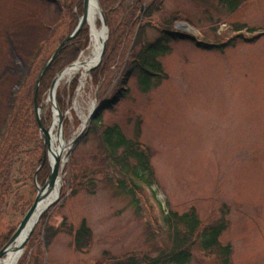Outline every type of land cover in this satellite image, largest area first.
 Returning <instances> with one entry per match:
<instances>
[{"label":"rangeland","instance_id":"374dc122","mask_svg":"<svg viewBox=\"0 0 264 264\" xmlns=\"http://www.w3.org/2000/svg\"><path fill=\"white\" fill-rule=\"evenodd\" d=\"M97 1L104 14L105 2L115 4V0ZM241 1L232 12L222 0H139L145 5L139 18H145L149 8L153 14L146 21L151 26L145 28L143 43L137 42L138 50L160 37L155 25L165 22H172L176 31L178 24L184 25L179 32L194 38L169 43V53L160 59L168 78L147 93L137 78H131L125 87L128 93L104 107L124 87L127 61L122 52L100 83L94 82L92 72L83 86L81 76L60 84L55 101L63 114L61 137L56 135L59 126L53 134L58 137L54 145L63 142L66 148L59 200L37 223L20 260L113 264L125 257H156L168 242L164 213L194 211L201 232L225 221L220 244L231 247V264H264V35L249 40L264 33V0ZM133 2L124 0L110 15L111 24L124 23ZM82 3L0 0V154L14 161L0 176V237L17 230L24 208L32 207L38 187L48 180L49 161L38 172L37 185L34 181L45 142L31 102L45 65L75 30ZM71 5L73 17L68 13ZM126 32L123 27L116 32L121 49L128 40ZM86 35L77 59L72 62L65 55L39 87L45 128L51 129L55 120L48 100L52 82L89 53L88 28ZM197 42L223 49L203 50ZM132 43L129 38L125 53L131 52ZM93 104H103L99 109L103 126L117 125L151 154L155 184L142 190L143 215L117 189V178L109 173L101 141L91 126L72 148ZM12 129L21 133L23 145L13 157L14 149H7ZM83 221L92 237L90 247L79 251L74 239ZM218 257L196 245L190 264H221Z\"/></svg>","mask_w":264,"mask_h":264},{"label":"trees","instance_id":"16d2710c","mask_svg":"<svg viewBox=\"0 0 264 264\" xmlns=\"http://www.w3.org/2000/svg\"><path fill=\"white\" fill-rule=\"evenodd\" d=\"M222 2L225 3L232 12L239 8L242 3L241 0H222ZM123 5L124 0H115L114 5L105 2L104 6V8L106 7L105 14L111 32L105 58L100 67L92 73L94 82L100 83L106 75H110L109 73L112 66L115 65L117 59L118 61L121 59L120 52L124 54V61H127L121 79L124 87L117 91L113 100L106 103L104 107L116 104L119 102L120 98L128 93V90L125 87L131 78H137L139 86L144 93L159 86L163 80L168 78L164 73L160 59L169 53V43L187 38L194 40L190 35L174 30L172 28L174 25L172 22H165L162 25H155L157 31L160 33V37L153 42L144 43L138 50L136 47L137 42L139 41L143 43L145 28L151 26L150 21L149 23L147 22L152 18L153 10L149 8L144 16L145 18L140 19L138 13L141 11L143 5L139 0H134L130 5V15L128 18H125L124 23L122 22L116 27L111 24L110 15L116 14ZM78 7L81 9L80 6ZM73 8V5L68 8V13L72 17L74 14ZM122 27L127 30L126 36L128 37V40L129 38L133 39L132 45L134 46L129 54L124 52L128 40H126L124 48L121 49L120 46L122 42L120 44L119 39H117L118 37L116 36V32H119ZM86 30L87 27L73 41L65 46L58 59L52 64L51 68L44 76L41 86H43L48 73L53 70L59 60L63 59L65 55L69 56L72 62L77 59L79 52L84 48L83 45H85L82 42L84 36H87ZM259 38L260 36H255L249 40L253 41ZM197 46L203 50H214L220 47L223 49V46L210 45L202 42H197ZM134 48H136L135 51ZM39 95H41L40 90ZM31 105H34V99L32 100ZM101 113L102 110H99L96 113L90 126L96 132L101 141L102 151L104 158H106V163L108 164L109 173L117 178V189L127 195L139 215H143L144 207L141 197L142 190L144 187L152 188L155 184L154 172L150 163L151 154L147 149L142 147L139 140L128 139L117 125L103 126ZM17 132L18 130L15 133V130L12 129L10 136L8 137L9 142L7 143H9V146H7V149H14L12 157L15 155V150H18L20 146H23L20 137L21 133L17 134ZM17 150L16 156L18 155ZM42 150L43 153L37 160L38 166H41L44 159V149ZM8 161V155L3 156L0 154V176L2 170L5 171L14 163V161ZM47 164L48 163L46 162L43 168H45ZM27 211L28 209L25 207L23 210V216ZM163 221L168 231V242L167 246L160 250L158 256H145L142 259L139 257H125L117 260L113 264H190L192 259V248L196 245H198L199 248H202L205 252H216L221 264H231V247H222L220 244V238L227 228L224 220H221L215 225L206 227L202 232L200 231L201 223L194 211H190V213L183 215L167 212L164 213ZM14 232L15 229L11 230L8 236L0 237V248L3 249ZM91 237V230L86 222L83 221L80 228L75 233L74 245L76 249L79 251L88 249L90 247ZM19 264H25V258L20 260Z\"/></svg>","mask_w":264,"mask_h":264},{"label":"water","instance_id":"95a60500","mask_svg":"<svg viewBox=\"0 0 264 264\" xmlns=\"http://www.w3.org/2000/svg\"><path fill=\"white\" fill-rule=\"evenodd\" d=\"M91 3H92V0H83V15L79 19L75 30L71 33L70 36H68L61 43V45L56 50V52L52 55V57L50 58V60L48 61V63L46 64V66L44 67L43 71L41 72V74H40V76L38 78L37 85H36V92H35V114H36V119H37V122H38V125H39V128H40V131L44 135L45 157H44V161H43L42 166L38 169V171L35 174L34 181H35L36 185H37V174H38L39 170L44 166V163H45L46 159H49L50 169L51 170H50V174H49L48 180L46 181L45 185L42 188L38 187L37 198H36L33 206L23 216L18 229L16 230L14 235L11 237V239L7 243V245L0 251V261L6 257L9 247L14 242H16V240H18L21 237V235L24 234L23 240H22L21 245H20V247L18 249V252L22 256L23 251H24L27 243L29 242L31 236L34 233V230H35V228L37 226V223L39 222V220L41 219L43 214L59 200V192H60V189H61L60 175L62 173V169L61 168L63 167L62 157H61V152L56 154L53 151V148H52V137H51V129L52 128L51 129L45 128L43 123H42V120H41L42 107H40L39 104H38V92H39V87H40V84H41V81H42L43 77L46 75V73L48 72V70L50 69L52 64L58 59V57L60 56V54L63 51L64 47L69 42L73 41L83 31L85 26L88 25ZM99 10L101 12V25L106 30L107 37H106V40L103 42V46H102V50H101V54H100L98 62L96 63V65L94 67H92L89 70L88 74L93 72L94 70H96L101 65V63L103 62V60L105 58V54H106V51H107V45H108V39H109L108 24H107V20H106L105 14L102 12L100 6H99ZM144 10H145V5H143L141 11L144 12ZM183 27H185V26L182 25V24H178L177 25V30H179V31L185 30V28H183ZM59 76H58V78H59ZM58 78H56L52 82V85H51V88H50V91H49L48 100L52 104V107H53L54 111L56 112V113L55 112L54 113L57 115V121H58L57 126H59V131L58 132H59V134H61V126L63 124V114H61L60 110L58 109V107L56 105V101H55V99H56V91H57V88H58ZM101 107H103V104L102 105L94 104V108L90 112L89 117L86 120V123H85V126L83 128V131L79 134V136L75 140H73L71 142L72 148H74L76 146V144L78 143V141L86 134L87 128L89 127V125L92 122V120L94 119L97 111ZM51 156L54 157V160H55L53 165H51ZM55 190H58V197L55 199V201H53L50 205H48V207L45 209V211L41 212L35 218V212L37 210L39 202L42 199L51 196V194H53V192Z\"/></svg>","mask_w":264,"mask_h":264},{"label":"bare ground","instance_id":"6f19581e","mask_svg":"<svg viewBox=\"0 0 264 264\" xmlns=\"http://www.w3.org/2000/svg\"><path fill=\"white\" fill-rule=\"evenodd\" d=\"M98 2L96 0H92L91 8H90V14H89V22L87 25V28L90 31V39H91V45L89 48V53L83 56L81 60H79L77 63L72 65L71 67L67 68L58 78V86L63 83L70 82L74 77L81 76V83L82 86L86 82V79L88 77L89 70L96 65V63L99 60L103 42L106 40L107 32L106 30L98 25L101 24V12L99 10ZM94 104L90 109V112L93 110ZM87 116H83V122L84 125L87 120ZM57 116H55L54 124L51 129V137H52V148L53 151L58 154L61 152V157L63 156V153H65V146L63 142L60 144V146H55L56 138L61 137L59 132L56 133L58 137H53L55 133V128L57 126ZM54 157L51 156V165L54 164ZM58 197V190H55L51 196L42 199L39 202V205L37 207V210L35 212V218L37 215H39L41 212L45 211V209L50 205L55 199ZM24 234L21 235V237L16 240L8 249L7 255L4 259L0 261V264H17L19 259L21 258L20 253L18 252V249L21 245V242L23 240Z\"/></svg>","mask_w":264,"mask_h":264}]
</instances>
